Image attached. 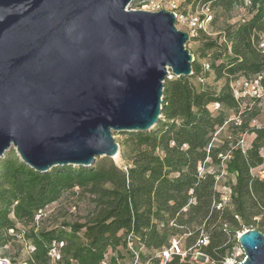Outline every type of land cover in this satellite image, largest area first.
Here are the masks:
<instances>
[{
  "label": "trees",
  "instance_id": "obj_1",
  "mask_svg": "<svg viewBox=\"0 0 264 264\" xmlns=\"http://www.w3.org/2000/svg\"><path fill=\"white\" fill-rule=\"evenodd\" d=\"M211 1L229 12L244 6L250 17L224 27L219 38L207 37L193 51L192 75L167 77L157 125L149 131L121 132L127 168L109 158L92 167L62 165L43 173L26 165L14 149L1 159L0 256L15 237L11 230H20L18 223L27 227L24 236L33 247L27 264H52L55 242H65L57 264H100L106 259L116 264L131 256L130 232L141 241L137 247L142 257L147 256L143 250L152 255L176 235L185 236L184 246L191 249L206 235L209 242L199 249L213 264H224L239 246L242 227L264 233V177L252 173L264 162V126L252 124L258 113L242 107L231 84L260 75L264 89V0ZM211 74L215 81L224 80L220 88L205 81ZM238 115L241 124L230 120ZM227 126L231 134L217 143L219 131ZM244 132L248 147L242 149L237 143ZM209 163L224 171H204ZM220 173L232 176L228 199L217 188ZM78 190L94 202L87 220L36 225L48 205ZM168 264L194 262L175 256Z\"/></svg>",
  "mask_w": 264,
  "mask_h": 264
},
{
  "label": "water",
  "instance_id": "obj_2",
  "mask_svg": "<svg viewBox=\"0 0 264 264\" xmlns=\"http://www.w3.org/2000/svg\"><path fill=\"white\" fill-rule=\"evenodd\" d=\"M132 0H0V161L11 150L39 172L92 167L121 153L115 135L149 131L167 77L192 75L177 12ZM239 264H264L249 228Z\"/></svg>",
  "mask_w": 264,
  "mask_h": 264
},
{
  "label": "rangeland",
  "instance_id": "obj_3",
  "mask_svg": "<svg viewBox=\"0 0 264 264\" xmlns=\"http://www.w3.org/2000/svg\"><path fill=\"white\" fill-rule=\"evenodd\" d=\"M206 1L207 0H132V2L128 5V9L135 8L156 11L166 8L168 10L177 12L178 18L176 25L190 33V39L187 43V47L193 53V51L201 46L203 42L207 41V37L219 38L220 34L224 30V27L230 24H235L243 18L250 17L248 9L244 6H238V8L229 12L220 6L213 4L211 0L208 2ZM223 40L224 39H221L220 37V41ZM202 61L206 62L207 59L203 58ZM244 80V77H240V79L232 81L231 84L233 85L234 89L241 91V89L244 88ZM205 81L219 88L224 82V80L215 81L213 74H211L210 77ZM240 99L242 101L243 108L250 106L258 113L257 117L252 120V124L264 126V96L257 99L249 93H246L241 94ZM227 125H231V123ZM230 134L231 131L228 126L221 129L217 135L216 142H221ZM124 136V133H118L115 135L118 142L121 141ZM109 158L111 157H97L96 163H100L103 160H107ZM112 159L121 168H127L128 161L124 158L122 153H120V159ZM206 170L211 172L219 170L220 172L224 171L223 168L218 167L216 164L212 165L211 163L205 167L204 171ZM256 173H258V170ZM219 175H221V177L218 181L217 188L218 190L222 191L224 197L228 199L230 192L228 189V183L232 176L227 174L223 176L221 173ZM93 207L94 202L92 201V198L89 194L82 192L81 190L76 192L67 191L63 194V197L59 201L48 205V207L37 216L36 225L38 227L48 228L55 225H60L63 223V221H85L93 212ZM18 226L20 227V230L14 232L11 231L15 237L4 248V250H2L0 259L4 260V258H7L13 264H24L26 263V259L28 258V255L32 251L33 247L30 241H27L24 236V232L27 227L22 223H18ZM246 228L249 227H242L239 232L242 233ZM182 242L185 244V236H183ZM233 250V255L238 256L239 254V257H243L239 246H235ZM143 251L147 256L150 255L147 254L146 250ZM109 254L110 258L112 254L111 252ZM129 258L130 257H127L125 260L128 262L127 259ZM201 264L213 263L208 259Z\"/></svg>",
  "mask_w": 264,
  "mask_h": 264
},
{
  "label": "built area",
  "instance_id": "obj_4",
  "mask_svg": "<svg viewBox=\"0 0 264 264\" xmlns=\"http://www.w3.org/2000/svg\"><path fill=\"white\" fill-rule=\"evenodd\" d=\"M261 47L264 48V41L261 43ZM172 76L173 75H171V77ZM260 78L261 76L259 75L255 77V79L244 80L243 81L244 88H242L241 91L234 89L236 97L240 99L241 94H246V93H249L255 98L264 96V89L262 83L260 82ZM218 106L219 104H217V107ZM230 120L234 121L236 124L242 123V117L240 115ZM237 144L238 146L242 147V149L248 147L246 132L242 134ZM263 157H264V151H263ZM225 158H227L226 155L223 156V159ZM257 170L258 173H256ZM252 173L264 177V162L263 164L259 165L257 168H253ZM220 177L221 175L217 176V184ZM223 198L226 199L224 197V194H223ZM220 206L221 205H219V207ZM11 231L14 232V230ZM240 234L241 233L238 232L239 236ZM126 238H127V246L129 252L131 253V256L129 259H127L128 262L123 259H118V262L116 264H168L170 260H172L175 256H180L181 260L189 258V260L194 262V264H201L209 259L207 254L199 249L200 245L207 244L209 242V237L206 235H202L200 237V239L197 241V245H196L197 247L195 249H191L184 246V243L182 242L183 236H174V238L172 239V241L168 246H164L163 248L155 251L154 254L146 257H142L140 253V249H138L137 247V244H139L141 241L139 238H137V236L133 232H130ZM64 243L65 242H55L54 245L52 246L50 250V256H52V264H57V262L62 258L61 249L64 246ZM239 248L241 250V253L243 254V257L242 258L239 257V254L238 256L232 254L231 257L226 259L224 264H239L242 260H244L245 258L244 250H242L240 245ZM0 264H13V263H11L10 260H8L7 258H4V260L0 259ZM100 264H112V262L111 260L106 259L103 260Z\"/></svg>",
  "mask_w": 264,
  "mask_h": 264
},
{
  "label": "bare ground",
  "instance_id": "obj_5",
  "mask_svg": "<svg viewBox=\"0 0 264 264\" xmlns=\"http://www.w3.org/2000/svg\"><path fill=\"white\" fill-rule=\"evenodd\" d=\"M114 159H115V160L120 159V153H118V155L114 156Z\"/></svg>",
  "mask_w": 264,
  "mask_h": 264
}]
</instances>
